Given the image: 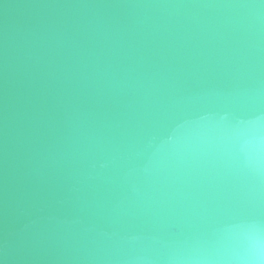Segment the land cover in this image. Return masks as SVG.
Here are the masks:
<instances>
[{"label": "water", "instance_id": "water-1", "mask_svg": "<svg viewBox=\"0 0 264 264\" xmlns=\"http://www.w3.org/2000/svg\"><path fill=\"white\" fill-rule=\"evenodd\" d=\"M0 264H264V0H0Z\"/></svg>", "mask_w": 264, "mask_h": 264}]
</instances>
